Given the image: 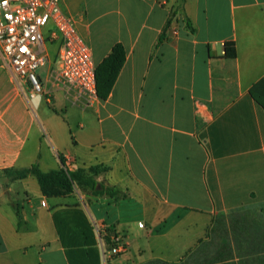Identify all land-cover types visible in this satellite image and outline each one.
Segmentation results:
<instances>
[{
	"label": "crops",
	"instance_id": "1",
	"mask_svg": "<svg viewBox=\"0 0 264 264\" xmlns=\"http://www.w3.org/2000/svg\"><path fill=\"white\" fill-rule=\"evenodd\" d=\"M80 2L62 6L89 43ZM95 6L112 29L95 61L120 42L125 62L93 110L74 117L78 105L52 85L56 54L40 72L49 93L30 98L0 52V169L46 171L68 155L71 170L107 165L96 180L121 192L48 197L34 175H1L0 264H70L55 225L69 206L91 224L100 264H264V108L249 93L264 76V0ZM111 229L125 244L116 254Z\"/></svg>",
	"mask_w": 264,
	"mask_h": 264
},
{
	"label": "built area",
	"instance_id": "2",
	"mask_svg": "<svg viewBox=\"0 0 264 264\" xmlns=\"http://www.w3.org/2000/svg\"><path fill=\"white\" fill-rule=\"evenodd\" d=\"M167 1L158 0L162 4ZM47 43L58 45L56 66L49 70L52 85L80 107L97 102V62L75 19L64 10L62 0H0V52L15 80L28 84L30 98L49 93L37 72L48 61ZM72 161L66 155L62 166L71 170ZM112 241V254L125 249L118 235H113Z\"/></svg>",
	"mask_w": 264,
	"mask_h": 264
},
{
	"label": "trees",
	"instance_id": "3",
	"mask_svg": "<svg viewBox=\"0 0 264 264\" xmlns=\"http://www.w3.org/2000/svg\"><path fill=\"white\" fill-rule=\"evenodd\" d=\"M225 54L235 56L234 46L225 43ZM125 62V48L117 42L111 51L97 64L98 95L106 98L110 93L115 80ZM250 95L264 108V76L255 82ZM109 167L104 164L91 165L88 168L67 170L63 166L50 170H43L38 162L23 167H9L0 169V176L8 179H20L34 175L45 196H66L76 188L91 190L94 194L106 193L115 195L121 191L113 186H105L96 180V176ZM18 214V212H17ZM55 225L60 240L65 248L70 264H100L99 248L91 224L85 213L77 206L67 207L55 213ZM117 236L114 230L104 234L105 248L110 250L114 246L111 235Z\"/></svg>",
	"mask_w": 264,
	"mask_h": 264
},
{
	"label": "rangeland",
	"instance_id": "4",
	"mask_svg": "<svg viewBox=\"0 0 264 264\" xmlns=\"http://www.w3.org/2000/svg\"><path fill=\"white\" fill-rule=\"evenodd\" d=\"M88 5L87 7H85V20L86 22L90 23V29L89 31H83L84 34L86 35V37L89 40L90 45H92L93 49H94V58L97 61L100 57V54L102 53V46H103V37H108V34L112 31L111 29V25L109 24V22L106 23H102L104 22L103 19H101V12L100 10H97V8L100 9V6L96 7L95 6V0H87ZM86 2V3H87ZM85 3V5H86ZM84 5V6H85ZM84 6L82 5V2H80V10L82 11V8H84ZM84 14V12H83ZM100 15V19L96 20V17ZM48 46V50L50 53V60L47 62L46 65H44L42 68L40 67L37 72L40 73L41 71L45 70L50 62L54 61L55 58V54L58 48V45L56 43H47ZM95 105V104H93ZM93 105H90V107H88V110H93ZM48 106V105H47ZM49 107V106H48ZM87 107V106H86ZM77 109H75V113H74V117H78L80 111V107L79 105L76 107ZM74 112V110H73ZM69 141L72 142V137H69ZM144 221H147L145 218H142ZM173 236V235H171ZM174 237V236H173ZM168 242L163 240L162 242V246L163 249H165V251H167V253H165L164 255L171 257V255H173L175 253L174 248L175 246L167 244ZM174 257V256H173ZM108 259V258H107ZM153 264H165L162 262H154ZM177 264H184V263H177Z\"/></svg>",
	"mask_w": 264,
	"mask_h": 264
}]
</instances>
